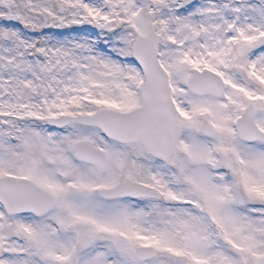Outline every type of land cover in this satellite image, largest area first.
I'll return each mask as SVG.
<instances>
[{"label": "snow or ice", "instance_id": "snow-or-ice-1", "mask_svg": "<svg viewBox=\"0 0 264 264\" xmlns=\"http://www.w3.org/2000/svg\"><path fill=\"white\" fill-rule=\"evenodd\" d=\"M0 264H264V0H0Z\"/></svg>", "mask_w": 264, "mask_h": 264}]
</instances>
